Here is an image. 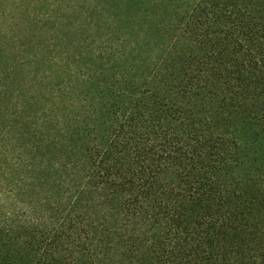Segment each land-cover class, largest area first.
I'll return each mask as SVG.
<instances>
[{
  "label": "trees",
  "instance_id": "trees-1",
  "mask_svg": "<svg viewBox=\"0 0 264 264\" xmlns=\"http://www.w3.org/2000/svg\"><path fill=\"white\" fill-rule=\"evenodd\" d=\"M38 1L0 6L19 81L46 95L36 124L0 129L21 162L0 151L15 192L0 264H264V0H197L166 33L101 45L69 83L59 60L79 56L54 41L56 3Z\"/></svg>",
  "mask_w": 264,
  "mask_h": 264
},
{
  "label": "rangeland",
  "instance_id": "rangeland-1",
  "mask_svg": "<svg viewBox=\"0 0 264 264\" xmlns=\"http://www.w3.org/2000/svg\"><path fill=\"white\" fill-rule=\"evenodd\" d=\"M49 3H56L54 10L59 11L58 14L61 16V24L59 21V26L57 30L54 28L50 32L42 33V40L45 37H50L53 32L56 34L54 41L58 44V49L60 52L68 48L71 53L77 54L79 57L75 59L73 65L69 62H65L64 58H60L62 53H59V62L61 63L59 82L69 83L78 80L79 76L73 74V70H83L86 71L85 67L88 66L91 61V53L96 49H100L101 45L103 47L112 46L113 44H118V48L123 47L122 40L137 38L139 35H152L157 33H166L170 25L177 23L180 24V20L183 16L188 13L194 6L197 0H48ZM29 4L32 8L39 4L38 0H29ZM0 6L11 7L9 0H0ZM44 10V9H43ZM48 10V9H47ZM47 10L41 11V17L47 14ZM1 18V17H0ZM166 24L162 27V24ZM49 26V25H48ZM51 26V25H50ZM171 26V27H172ZM34 29V25H31ZM173 29V28H172ZM1 30V28H0ZM53 34V33H52ZM5 44L8 58L0 59V73H4V70H10L11 64L13 68H16L13 78L16 80H9L7 83L4 76H0V129L7 126L12 122H15L21 129H26L30 124L24 120L26 116L35 117V124L37 121V116L44 114V111L38 107L43 103V98L45 96H30L27 92L28 85L19 81L21 78H25L24 72L20 68V62L18 56L14 58V51H12L14 43H18L16 37L13 40L0 38ZM129 44L135 45V42ZM149 42L146 40L141 45L145 48L149 47ZM140 46V44H139ZM1 49V47H0ZM33 50V46L32 49ZM17 51V50H16ZM31 52V51H30ZM44 52H48L46 49ZM30 53L22 55V58L28 56ZM56 54V53H55ZM93 54V53H92ZM3 57H6L5 55ZM58 58V57H57ZM71 66L68 69L67 65ZM74 66L76 68H74ZM33 68V67H32ZM14 70V69H13ZM12 70V71H13ZM71 70V71H70ZM27 71V70H26ZM10 83V88L8 84ZM8 88V89H7ZM10 90L4 94L2 91ZM54 96H65L59 94V92H54ZM28 101L32 102L34 105L26 107ZM37 106V107H36ZM9 116L11 118L9 119ZM26 122V123H25ZM5 130H12L9 125ZM17 131H10V134L14 136L17 135ZM14 134V135H13ZM14 137L11 138L13 140ZM10 140V141H11ZM6 150L8 152V161L12 166L20 165L19 159H17L16 153L18 154V146L14 145L2 146V141H0V151ZM25 162V161H24ZM27 163V162H26ZM1 180V179H0ZM7 189V185H0V218L4 217L5 213L9 211V201L11 196H14L15 192H11ZM18 206H21L20 204ZM11 212V210L9 211ZM2 223V222H1Z\"/></svg>",
  "mask_w": 264,
  "mask_h": 264
}]
</instances>
